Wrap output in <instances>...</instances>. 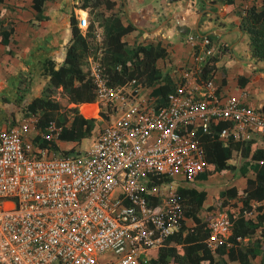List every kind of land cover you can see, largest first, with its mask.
I'll return each instance as SVG.
<instances>
[{
	"label": "built area",
	"instance_id": "2783aa9c",
	"mask_svg": "<svg viewBox=\"0 0 264 264\" xmlns=\"http://www.w3.org/2000/svg\"><path fill=\"white\" fill-rule=\"evenodd\" d=\"M77 26L84 32L86 18ZM188 40L190 65L164 104L153 108L151 98L146 114L127 98L133 79L111 88L87 58L95 99L78 108L93 104L81 109L87 115L112 105L82 152L54 149L60 126L49 120L37 128L36 114L0 131V264L146 263L148 251L164 246L184 220L172 180L200 159V135L218 123L230 125L219 131L223 142L264 131V112L247 105L244 92L223 94L212 73L200 77L213 56L208 37ZM30 130L51 145L26 144ZM206 227L209 242L227 237V209L215 210Z\"/></svg>",
	"mask_w": 264,
	"mask_h": 264
},
{
	"label": "crops",
	"instance_id": "0c3cea01",
	"mask_svg": "<svg viewBox=\"0 0 264 264\" xmlns=\"http://www.w3.org/2000/svg\"><path fill=\"white\" fill-rule=\"evenodd\" d=\"M78 1L45 0L41 12L45 16L43 19L37 18L36 11L31 7V0H2L0 3V22L10 27V40L0 43V131L9 127L12 118L18 116V101L23 105L24 113L25 105L39 95L42 84L48 78V64L51 62L53 68H57L62 63L70 38L71 12L76 19L86 18V11L74 7ZM111 1L114 2L113 6L109 10L103 9L104 15H113L121 25L128 24L132 28L121 40L127 44L150 43L164 48L165 55L156 59L154 66L172 83V90L181 79V69L191 63L194 47L188 37L193 36L195 41L208 37L212 55L216 59L211 72L215 90L227 95L244 92L247 105L263 110L264 59L253 56L249 36L239 26L244 10L252 4L258 6L259 3L232 0L231 7L228 6L226 11V0ZM194 78L198 76L195 75ZM190 80V84H193V78ZM125 87L135 89L136 99L142 92L141 101L153 98L150 95L153 86ZM249 137L255 148L264 149V131L250 132ZM68 142L70 141L58 139L55 145L57 149L65 150L64 145ZM234 154L239 155L237 163L232 159ZM227 163L233 165L234 169L223 174L200 176L191 181L185 179V173L178 174L174 179L179 177L184 184H177L174 179L172 184L175 189L186 187L204 191L205 197L201 204L203 209L214 201L222 209L233 211L234 219L239 213L240 203L234 198L225 200L220 194L226 190L225 196H229L232 190L243 188L246 178H251L259 165L264 168V163L244 157L239 149L232 150ZM204 180L205 182H200ZM222 202L225 204L222 205ZM255 206H260V211L255 210ZM214 211L215 209H210L206 211V215ZM257 213L264 218V201H252L250 209H242L240 215L248 216L255 223ZM187 220L190 223H186V226L190 227L192 220L190 217L185 218V222ZM251 227L253 230L242 238L236 237L235 243L227 240L229 235L210 242L207 235L203 243L210 251L214 248L225 251L240 245L251 246L252 256H248L247 264H264V219L261 225L253 224Z\"/></svg>",
	"mask_w": 264,
	"mask_h": 264
},
{
	"label": "trees",
	"instance_id": "16d2710c",
	"mask_svg": "<svg viewBox=\"0 0 264 264\" xmlns=\"http://www.w3.org/2000/svg\"><path fill=\"white\" fill-rule=\"evenodd\" d=\"M2 0H0V3ZM45 0H31V7L36 11L37 18L43 19L41 14ZM111 0H79L74 5L75 8L86 11L89 15L87 26L81 32L77 26V19L71 12L69 16V43L65 48L62 63L53 68V63H49L48 78L42 84L39 95L30 99L25 105V117L36 114L35 126L42 129L46 121L54 120L60 126L57 139L78 142L83 137L90 134L95 120L91 117H83L77 109V104L92 102L95 99L94 85L87 73V58L101 51L108 59V64L104 66L106 83L109 87L120 86L130 80H134V88H147L153 86L150 91L151 97L156 98V105L164 104L165 96L172 91L173 86L169 80L162 76L154 66L155 60L165 55L164 48L159 45L147 44H127L121 37L129 33L130 25H121L119 20L113 15H104V10H109L113 6ZM228 6L232 0H226ZM230 9V8H229ZM105 26L100 34L99 41L94 39V28ZM239 26L243 28L249 36L252 46L253 56L264 59V0L259 1V5H250L244 10ZM9 25H2L0 22V43L3 40H10ZM109 55H107V53ZM215 57L210 56L201 66L200 77L206 78L214 69ZM61 93L66 97L67 104L75 106L69 107V115L57 118L60 111L59 103L54 100V96ZM136 91L132 89L127 98L133 102L136 99ZM148 107L141 109L142 114H146ZM264 112V107L263 110ZM225 123H218L208 134L200 135L201 157L188 167L185 171L187 181L198 179L200 176L211 175L213 173L222 174L226 170H233L234 166L227 163L231 157L232 150H240L244 157L254 161H264V149L255 148L251 140L244 142L233 141L230 136L223 142L218 140L219 131L223 127H228ZM32 142L39 147H49L51 143H46L36 134ZM56 149V145H51ZM67 152V151H65ZM245 166L242 167L244 171ZM227 191L220 194L225 200L234 198L240 203L239 213L233 219V211H227L231 220L230 234L227 240L235 243L236 237H244L253 230V224L261 225L264 218L256 214V222L242 216V209H250L251 202L264 201V168L259 165L252 173L251 178H246L245 186L238 190H232L229 196H225ZM175 195L184 216L178 229L164 240L165 245L153 248L148 251L149 259L146 263L139 264H247L248 256H252L251 246H236L220 251L214 248L212 251L203 243L208 235L206 223L210 215L206 211L221 209L217 203L202 208L205 197L204 191H197L193 188L177 187ZM218 198V197H217ZM214 200V198H213ZM216 200V199H215ZM225 202H222L224 205ZM218 207V208H217ZM255 210L260 211V206H255ZM191 218L185 222V218Z\"/></svg>",
	"mask_w": 264,
	"mask_h": 264
},
{
	"label": "rangeland",
	"instance_id": "374dc122",
	"mask_svg": "<svg viewBox=\"0 0 264 264\" xmlns=\"http://www.w3.org/2000/svg\"><path fill=\"white\" fill-rule=\"evenodd\" d=\"M26 1H28V0H26ZM259 1L260 0H248L247 1V3H259ZM88 18H89V15L88 14H86V21H87V23H88ZM104 29H105V26H103V27H95L94 28V39L96 40V41H99V39H100V34L104 31ZM107 53V52H106ZM104 54L105 53H103V52H101V51H97V53L94 55V57H92V56H90L93 60H94V62L96 63V65H97V68H98V70H99V73L104 77V79L106 78L105 77V73L103 72V70H104V66H106L109 62H108V59L109 58H106L105 56H104ZM107 55H109V53H107ZM119 87V86H118ZM122 90V92H120V94H123V93H125V90L124 89H121ZM54 100H56L58 103H59V105H60V111H59V113L57 114V118H61V117H64L65 118V115H69V113H68V108L69 107H72V106H75V105H73V104H67V100H66V97L64 96V95H62L60 92L56 95V96H54V98H53ZM141 99H142V92L139 94V96H138V98L136 99V101H135V103H139V106L140 107H144L145 105H150V102H151V99H146L145 101H141ZM18 104H17V106H18V116L15 118V117H13L12 118V120L10 121L11 123H10V125H13V124H15V123H19L23 118H25V115H24V113H23V105L21 104V103H19V101L17 102ZM110 105H112V104H110V103H107V105H106V108L100 103L99 105H98V112H97V114H95V113H93V111L90 113V114H87V115H84V114H82V112H81V109L82 108H84V107H89L90 109H94V105H83L82 106V108H78L77 106V109H78V112L83 116V117H86V118H89V117H91V118H93L94 120H95V122H94V124H93V126H92V129L94 130L96 127H97V125H99V119H101V118H104V116L106 115V113H110L111 111L109 110V108H110ZM106 109V110H105ZM106 111V112H105ZM97 124V125H96ZM92 130V131H93ZM34 134V131L33 130H30L29 132H27V135L28 136H32ZM91 140H92V132H90V134L89 135H87V136H85V137H83L80 141H78V143H76V145H74L73 143H70V142H68V143H66L65 145H64V148L65 149H75L76 151L78 150L79 152H82L83 150H85V149H87L88 148V146H89V144H90V142H91ZM25 142H26V144H28V145H30L31 147L33 146V142L27 137V138H25ZM35 145V144H34ZM239 155H237V154H234L233 156H232V159L234 160V162L235 163H237V157H238ZM225 172H227V170L226 171H224L223 173H225ZM222 173V174H223ZM201 180H203V179H201ZM174 182L175 183H177V184H184L183 183V181H181L180 179H179V177H177V178H175L174 179ZM201 183H203V182H205V180L204 181H200ZM204 186V185H203ZM172 187H174V184H172Z\"/></svg>",
	"mask_w": 264,
	"mask_h": 264
},
{
	"label": "water",
	"instance_id": "95a60500",
	"mask_svg": "<svg viewBox=\"0 0 264 264\" xmlns=\"http://www.w3.org/2000/svg\"><path fill=\"white\" fill-rule=\"evenodd\" d=\"M261 110V109H260ZM262 111V110H261Z\"/></svg>",
	"mask_w": 264,
	"mask_h": 264
}]
</instances>
